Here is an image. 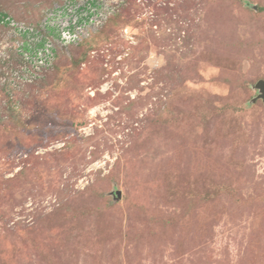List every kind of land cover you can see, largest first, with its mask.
I'll return each mask as SVG.
<instances>
[{
    "label": "rangeland",
    "instance_id": "374dc122",
    "mask_svg": "<svg viewBox=\"0 0 264 264\" xmlns=\"http://www.w3.org/2000/svg\"><path fill=\"white\" fill-rule=\"evenodd\" d=\"M21 40L0 25V264H264V0H124L39 77Z\"/></svg>",
    "mask_w": 264,
    "mask_h": 264
},
{
    "label": "built area",
    "instance_id": "2783aa9c",
    "mask_svg": "<svg viewBox=\"0 0 264 264\" xmlns=\"http://www.w3.org/2000/svg\"><path fill=\"white\" fill-rule=\"evenodd\" d=\"M55 5L40 26L6 16L1 25L22 38L18 51L23 55L27 76L38 77L48 69L61 48L78 45L99 29L124 0H53ZM58 44H57V42Z\"/></svg>",
    "mask_w": 264,
    "mask_h": 264
},
{
    "label": "water",
    "instance_id": "95a60500",
    "mask_svg": "<svg viewBox=\"0 0 264 264\" xmlns=\"http://www.w3.org/2000/svg\"><path fill=\"white\" fill-rule=\"evenodd\" d=\"M258 88L261 90V95L260 97L264 99V80H261L259 83H258ZM119 196H121V193L118 192Z\"/></svg>",
    "mask_w": 264,
    "mask_h": 264
},
{
    "label": "trees",
    "instance_id": "16d2710c",
    "mask_svg": "<svg viewBox=\"0 0 264 264\" xmlns=\"http://www.w3.org/2000/svg\"><path fill=\"white\" fill-rule=\"evenodd\" d=\"M6 16H10V15L0 11V25H1V22L4 19V17H6Z\"/></svg>",
    "mask_w": 264,
    "mask_h": 264
}]
</instances>
